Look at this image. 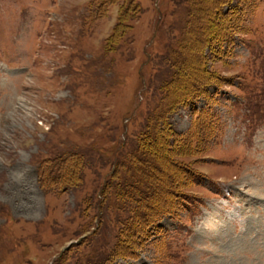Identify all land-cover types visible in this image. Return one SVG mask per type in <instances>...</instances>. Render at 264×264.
Instances as JSON below:
<instances>
[{"label":"rangeland","instance_id":"374dc122","mask_svg":"<svg viewBox=\"0 0 264 264\" xmlns=\"http://www.w3.org/2000/svg\"><path fill=\"white\" fill-rule=\"evenodd\" d=\"M0 264H264V2L0 0Z\"/></svg>","mask_w":264,"mask_h":264},{"label":"trees","instance_id":"16d2710c","mask_svg":"<svg viewBox=\"0 0 264 264\" xmlns=\"http://www.w3.org/2000/svg\"><path fill=\"white\" fill-rule=\"evenodd\" d=\"M261 1H263L264 2V0H261ZM189 99V97L187 98V100ZM148 139V137L147 138H145V139H143V140H141V142H143V141H146ZM152 142V141H151ZM188 172H189V175H190V177H191V174H194V175H196L197 174V172H193V171H190V170H188ZM186 178H188L187 176H186ZM153 189V188H152ZM151 189V193L153 194V190ZM155 189V188H154ZM165 189H167V192H166V194L164 195V197L165 198H168L167 200H169L170 198V196H172V195H175V198H174V200L176 199V197L177 198H183L181 201L182 202H188V201H190V199H193V198H195V197H192V193H188V192H178V191H174V189L172 188L171 189V187H169V188H165ZM150 194V193H149ZM151 194V195H152ZM158 195H157V193H154L153 194V198L151 199L152 201H153V203H148V206H147V212L144 214V213H142L141 211H140V214H139V217H138V221L140 222V219L142 218V220H141V222L143 221L144 223H141V224H137V223H139L138 221H137V223H136V225H132L133 226V228H131V227H129L128 229H130V230H128V231H131V232H129L130 233V235H131V233H133V234H135L136 232L134 231L135 230V228H137V227H144L145 226V224H146V222L148 223V225L150 226L151 224H155L156 223V221H158L159 220V216L162 214V212H163V209L162 208H159V207H157V204L158 203H160V201L158 200L159 199V197H157ZM162 198V197H161ZM142 204V203H141ZM143 205H144V203H143ZM139 211V210H138ZM133 213H135V211H133ZM130 219H131V217H129ZM133 218V217H132ZM134 220H135V217H134ZM134 220L132 219V220H130L131 222H134ZM133 224H135V223H133ZM136 226V227H135ZM127 251H130V248L129 249H127ZM125 254H126V251H125ZM122 256H123V254H122Z\"/></svg>","mask_w":264,"mask_h":264}]
</instances>
